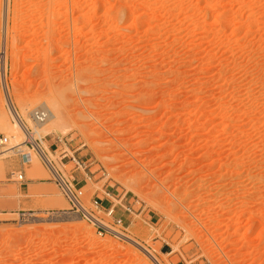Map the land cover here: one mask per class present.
Masks as SVG:
<instances>
[{"label":"rangeland","instance_id":"rangeland-1","mask_svg":"<svg viewBox=\"0 0 264 264\" xmlns=\"http://www.w3.org/2000/svg\"><path fill=\"white\" fill-rule=\"evenodd\" d=\"M7 89L23 116L57 103L36 141L112 229L0 128L11 196L18 147L28 181L48 183L0 212V264H155L142 247L159 264H264V0H0L13 125ZM105 197L114 216L93 205Z\"/></svg>","mask_w":264,"mask_h":264},{"label":"bare ground","instance_id":"bare-ground-1","mask_svg":"<svg viewBox=\"0 0 264 264\" xmlns=\"http://www.w3.org/2000/svg\"><path fill=\"white\" fill-rule=\"evenodd\" d=\"M3 71H5V68H3ZM15 78H16V75L13 73L12 76H11V79L14 80ZM10 97L11 96H10V94L8 92V89H7L6 90V99H7L8 107H9V110H10L9 112L11 113V116L14 119V124L13 125L6 124L4 122V120L0 117V128H3L6 131H9V135H10L11 139L14 140V141H15V139H17L19 142H21V145L22 144L25 145V143L23 142V138H24V136H27V138L33 143V145L35 147V151L37 152V155L48 166V168L50 169V171L52 172L54 177H56L57 180L60 182V184L63 186V189L68 191V189L65 187V184H64L67 181H65V179H63V177L57 171V169L55 168V166L53 165V163L51 161L52 158H53V154L51 152H49V151L47 152L46 151L47 147L40 146L39 143L36 141L37 138L42 139V137L45 134H47L46 133L47 131L44 129V126L49 121L60 118V112H59V108H58L57 103L56 102L55 103L51 102L52 104L50 105V107H51L52 110L48 108L47 104H41L40 106L36 107L35 109L28 111V113L23 116V115H21L19 113V111L17 110V108L13 104L12 100L10 99ZM41 111L45 112L47 116L42 121H39L37 119V117H36V113H39ZM29 127H32L33 131H30ZM10 148L13 149L14 147H10ZM18 148L20 149V147H18ZM70 184L72 185V182ZM132 190L135 191L134 189H132ZM72 199L74 200L76 206L79 209L85 210L83 208L82 204L79 202L80 199L78 197H77V200L74 199V198H72ZM85 212H87V214L89 215V217H91V220H93L94 223L101 222V220L99 221V219H97L95 216L91 215L87 210H85ZM114 232L118 236H120V237H122V238H124V239H126L128 241L133 242L136 246L137 245L139 246V244L135 240H133V238L129 237L125 233H123L121 231H115V230H114ZM142 249L148 254L147 256H149L150 259H152V261L155 262V264H159V262L157 261L156 257L154 255H152L148 249H146L145 247H142ZM134 250H136V249H134ZM133 252H135V251H133ZM136 252L138 253L137 250H136ZM146 260H147V258H146ZM146 260H145V263L151 264V261H149V259L147 261Z\"/></svg>","mask_w":264,"mask_h":264},{"label":"crops","instance_id":"crops-1","mask_svg":"<svg viewBox=\"0 0 264 264\" xmlns=\"http://www.w3.org/2000/svg\"><path fill=\"white\" fill-rule=\"evenodd\" d=\"M39 168V164L33 165V172H35ZM22 170L24 173V183L19 185V195L11 196V184L2 182L0 177V212H8V211H20L23 209L22 206L26 203V196L43 192L47 187L48 183H32L27 179V170L25 169L24 164L22 163V158L20 155L12 157L10 160L6 161L4 164V176L7 177L13 171ZM34 175V174H32ZM50 184V183H49ZM101 200V208L108 209L113 204L112 201L108 198H102Z\"/></svg>","mask_w":264,"mask_h":264},{"label":"built area","instance_id":"built-area-1","mask_svg":"<svg viewBox=\"0 0 264 264\" xmlns=\"http://www.w3.org/2000/svg\"><path fill=\"white\" fill-rule=\"evenodd\" d=\"M46 116H47L46 113L42 112V111L39 112V113H36V117H37V119L39 121H42L43 119H45ZM7 142H8V138L0 133V146L6 145ZM25 145L28 148H30V149H35L33 143L31 141H29V140L25 141ZM18 153H19L18 155H20L21 158H22V163L23 164L31 162V155H30L31 153H29V152L23 153L22 150H18ZM16 173H17V180L20 181V182H23L24 181V173H23V171L19 170L17 172H12L11 174L13 176V174H16ZM64 184H65V187L68 189V191H66V190H64V191H65L67 197L69 198L70 203L72 204V208L76 207L80 211V209L76 206L74 200L72 199V198H74V199L77 200L78 196H77L76 192L72 189V187H71L69 182H66ZM93 205H94L95 208H101V200L100 199L94 200ZM107 210H108V212H107L108 215L114 216V214H115V211H114L115 210V205H112ZM81 212H82V214H83V216L85 218H87L88 220H91V218L89 217L87 212H85V210H82ZM94 224L99 229L100 234H102L103 232H108L110 230V228H111L109 226L104 225L102 222L94 223ZM114 224L116 226H119V227L124 226V223L122 222V220L118 219V218L114 220ZM105 227L108 228L109 230L107 231V229Z\"/></svg>","mask_w":264,"mask_h":264}]
</instances>
